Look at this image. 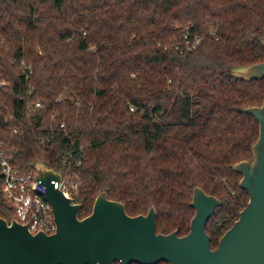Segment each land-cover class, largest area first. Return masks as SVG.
<instances>
[{
    "label": "trees",
    "instance_id": "16d2710c",
    "mask_svg": "<svg viewBox=\"0 0 264 264\" xmlns=\"http://www.w3.org/2000/svg\"><path fill=\"white\" fill-rule=\"evenodd\" d=\"M262 40L264 0H0V140L23 172L77 175L80 218L106 191L131 216L155 206L157 232L186 235L201 187L221 200L215 249L249 201L233 165L253 160L260 124L244 108L264 101V78L232 69L264 61ZM0 217H15L1 185Z\"/></svg>",
    "mask_w": 264,
    "mask_h": 264
},
{
    "label": "water",
    "instance_id": "95a60500",
    "mask_svg": "<svg viewBox=\"0 0 264 264\" xmlns=\"http://www.w3.org/2000/svg\"><path fill=\"white\" fill-rule=\"evenodd\" d=\"M232 74L247 81L262 79L264 61L235 67ZM244 111L260 124L253 160L233 165L243 175L240 186L248 191L249 201L217 248H212L207 227L221 200L201 187L193 192L190 232L160 233L155 206L147 214L131 216L126 204L109 199L106 191L97 196L92 213L80 218L82 203H74L52 183L62 173L38 162L37 179L48 186L45 198L53 207L57 230L32 233L15 218L9 222L0 217V264H264V101Z\"/></svg>",
    "mask_w": 264,
    "mask_h": 264
},
{
    "label": "built area",
    "instance_id": "2783aa9c",
    "mask_svg": "<svg viewBox=\"0 0 264 264\" xmlns=\"http://www.w3.org/2000/svg\"><path fill=\"white\" fill-rule=\"evenodd\" d=\"M187 38V48L192 50L198 46L202 37L195 35L191 40L189 34L185 36ZM25 65V61H22ZM31 70V67H27ZM8 80L0 75V87L7 86ZM64 95L58 98V101H62ZM35 109L43 108L41 102H35L33 104ZM134 110V108H131ZM12 112L7 116V120L13 118ZM54 118V116H53ZM61 128H67L65 122L61 123ZM15 133L18 132V128H14ZM50 141V137H41L40 143L43 147ZM17 149L14 145L7 144L3 140H0V185L4 193L7 204L13 208L15 213V219L28 225L32 233H38L44 231L47 234H53L57 230V223L51 203L45 198V194L48 190V186L41 180L37 179V172H23L14 164V158ZM67 158H80L78 152H72ZM77 165H81V159L75 160ZM52 183L56 188L62 190L66 196L71 197L74 203L79 202V188L80 179L75 174H68L60 180L53 179ZM113 264H122L119 261H115Z\"/></svg>",
    "mask_w": 264,
    "mask_h": 264
},
{
    "label": "rangeland",
    "instance_id": "374dc122",
    "mask_svg": "<svg viewBox=\"0 0 264 264\" xmlns=\"http://www.w3.org/2000/svg\"><path fill=\"white\" fill-rule=\"evenodd\" d=\"M8 116V115H7Z\"/></svg>",
    "mask_w": 264,
    "mask_h": 264
}]
</instances>
